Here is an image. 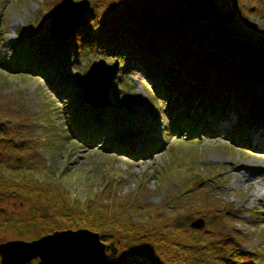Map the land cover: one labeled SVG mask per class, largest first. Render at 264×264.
I'll list each match as a JSON object with an SVG mask.
<instances>
[{
  "label": "rangeland",
  "instance_id": "obj_1",
  "mask_svg": "<svg viewBox=\"0 0 264 264\" xmlns=\"http://www.w3.org/2000/svg\"><path fill=\"white\" fill-rule=\"evenodd\" d=\"M86 1L94 15L90 21L91 29L97 30L103 24L106 31L114 26L107 23L109 19L121 15L125 4H134L132 0ZM157 1L164 2L163 5L178 4L185 10L182 0ZM214 1L221 8L218 10L219 15L220 11H227L218 0ZM232 1L236 11L233 19L236 23L241 20L243 27L248 28L234 42L238 40L251 44L254 50L264 54V29L249 30L253 23L257 26L264 24V0ZM61 2L0 0V123L9 126L7 134H14L16 140L21 138L25 142L21 152L5 148L4 142H1L0 156L5 159L7 156L14 158L21 155L24 159H32L41 167L40 170H52V179L69 190L74 199H97L100 205L106 204L108 209L116 205L122 212L124 206L133 209L151 204L163 205L171 203V199L186 202L189 208L180 211L190 213L191 217L185 222L190 223L191 219L202 221V227L198 229L201 231L198 247L207 242L206 238L211 237L216 241L219 231L229 238L240 235L246 238L240 246L243 254L235 251L232 257L253 264H264V118L250 122L252 126L257 123L263 125L250 129L249 124L248 137L243 143L232 139L233 126L240 125L234 115L230 125H225L227 122L220 123L215 129L216 135H208L204 127L195 128L197 132L192 136L186 135L190 119L182 121L178 114L166 112L170 107L169 101L156 96L158 87L148 82L141 70L131 68L123 71L121 66H127V55L122 60L106 55L96 43L84 49L81 55L74 52L67 62H59L57 68L52 65L42 69V72L6 69L4 64L17 63L18 54L27 50L24 41L37 39V27L41 23L48 27ZM191 4L193 11L203 8L200 0H191ZM177 15L183 17L179 9ZM208 20H198L199 24L184 26L194 35L195 31L206 27L203 25ZM217 23L223 30V22L219 20ZM257 38L261 45L256 43ZM240 47L246 62L258 58L261 60L260 66L264 65V57L256 56L249 46L240 44ZM232 48L236 53V46L232 45ZM116 60L118 69L108 84L107 92L109 104L115 105L113 110L116 120L100 118L92 128L85 125L87 119H81L78 128L90 130L96 140L87 145L79 137L76 138L72 131H68L66 116H73V111H69L66 106L74 99L73 85L88 80V69L92 63L112 64ZM54 68L60 70L67 80L66 88L70 89L61 97L50 86V81L54 79L59 86L62 84L54 75ZM97 84L98 87L88 86L86 92L90 99L95 98L96 107L102 111V105L99 104L106 103V84ZM117 120L122 123L119 125ZM115 124H118L116 128ZM124 143L131 146L125 147ZM243 165L249 171L242 170ZM247 176L251 178L247 180ZM109 188L114 192H109ZM145 191L148 193L145 194ZM209 200H217L218 203L210 208L205 207ZM0 207L9 218H24L30 212L29 203L18 200L1 202ZM134 216L137 217L138 212ZM2 222L3 218L0 217ZM230 222L234 225H230ZM25 236L18 230L0 229V243L21 240ZM74 238L80 243L88 241L94 249L97 247L89 237L81 235ZM22 239L27 240L29 236ZM101 244L105 249L102 241ZM71 247L72 244L68 243L67 249L55 254L54 259L60 264H77L76 261L80 259H74L80 253ZM226 248L231 247L226 245ZM200 251V255H203L204 249ZM38 261V258H33L30 264H39ZM82 262L85 264L87 261ZM125 264L131 263L126 261Z\"/></svg>",
  "mask_w": 264,
  "mask_h": 264
},
{
  "label": "trees",
  "instance_id": "obj_2",
  "mask_svg": "<svg viewBox=\"0 0 264 264\" xmlns=\"http://www.w3.org/2000/svg\"><path fill=\"white\" fill-rule=\"evenodd\" d=\"M132 1L134 8L125 4L121 15L107 21L114 25L107 31L103 29V24L97 30L91 29L90 21L94 15L89 8L72 34L69 31L73 19L69 13L57 23L54 32L52 17L48 27L42 23L37 27V39L24 41L27 50L18 54L17 63L10 65L8 62L4 66L9 71L27 72L33 69L42 72V69L52 65L57 68L59 62H67L74 52L81 55L84 49L96 43L106 55L121 60L127 55V66H121L123 71L131 68L141 70L148 82L158 87L156 96L169 101L170 107L166 112L178 114L182 121L190 119L186 135H194L197 132L195 128L199 127H204L208 135H216L215 129L220 123L230 125L234 115L240 125L233 126L232 139L237 143L245 142L250 122L264 118V65L258 69L247 68L238 52H233L232 45L238 48L234 39L248 30L241 20L236 23L233 19L236 15L233 1L218 0L227 11L210 17L203 25L206 27L195 31L194 35L186 30L184 24L199 22L183 10V6L163 5L164 2L157 0ZM214 3L220 10L218 4ZM177 9L183 17L177 15ZM241 19L245 20L243 17ZM219 20L224 24L223 30L217 23ZM256 28L264 29V24L257 26L253 23L249 30L255 31ZM256 41L262 44L259 38ZM253 53L264 57L256 49ZM55 68L54 75L62 84L59 86L54 79L50 81V86L61 97L70 89L66 88L67 80L60 70ZM73 88L74 99L66 106L73 111V116H66L68 131L90 145L96 140L90 130L78 128L81 119H87L85 125L92 128L100 118L116 120L115 105L107 104L108 101L107 105L99 104L103 108L100 111L97 104L84 99L82 82H75ZM117 121L119 125L122 123ZM243 121L245 123L242 124ZM1 126L0 123V143L4 142L3 147L21 152L24 140H16L14 134H7L8 125ZM117 126L115 124L114 127ZM128 145L124 143L125 147ZM36 163L21 155L14 158L7 156L5 159L0 156V203L18 200L30 205L29 216L16 219L6 217L4 209L0 207V217L3 218L0 229L18 230L21 235L29 236V239L22 237L20 241H37L54 231L87 230L98 233L100 241L105 244L107 264H125L126 261L131 264H253L232 257L235 251L243 254L240 246L246 238L240 235L238 240L236 237H226L219 231L216 241L209 237L202 247H198L201 239L198 229L202 225H192L196 222L193 219L190 223L185 222L191 217L190 213L180 211L189 208L186 202L171 199V203L163 205L151 204L133 209L124 206L122 212L116 205L108 209L106 204L100 205L97 199H74L69 190L52 179V170H40ZM109 192L114 191L109 188ZM217 203V200H209L205 207L210 208ZM137 212L138 216L135 217ZM206 212L209 213L208 210ZM231 224L234 225L233 222ZM226 245L231 248H226ZM201 249H204L203 255H200Z\"/></svg>",
  "mask_w": 264,
  "mask_h": 264
},
{
  "label": "water",
  "instance_id": "obj_3",
  "mask_svg": "<svg viewBox=\"0 0 264 264\" xmlns=\"http://www.w3.org/2000/svg\"><path fill=\"white\" fill-rule=\"evenodd\" d=\"M182 2L185 4L184 9L186 10V12L196 20H201V21L207 20L210 17H217L219 15L218 9L214 4L213 0H200L202 7L205 8V11H207L206 9L209 10L208 12L205 13V16L203 15L204 17H197L192 14V12L196 14H200V13L198 10L197 11L192 10L194 3L192 5L191 0H182ZM189 2L191 4L190 7L191 9L188 8ZM88 4L89 3L86 0H81L79 2H73L71 0H62V2L55 10L53 20L51 23L53 32L54 29L59 24L60 20L65 16V14L69 13L73 19V23L72 26L70 27L71 29L68 28V30L70 29L69 33L72 34L74 28L77 26L82 16H84L86 11L88 10ZM236 44L238 46L237 48L238 56L240 57L241 60H242V53H240L241 52L240 44L249 46L252 52L254 50V46L251 44L243 43L238 40H236ZM117 69H118L117 60L112 64H102L98 62L92 63L88 69V74H89L88 81L82 83V91H83L84 99L87 101L91 100L90 102L95 103V98L90 99L88 96L89 94H87L86 91H88L87 90L88 86L94 85L98 87L99 85L97 83L100 82L101 84H106L104 86L105 89L104 96L107 103V90L109 88L108 84L115 76ZM192 225L200 227L202 225V221L194 222ZM81 235L84 237H89L91 241L92 240L95 241V245L97 246V247L95 246L96 249H94V247H91L88 241H82L80 243V241H78L77 238H74L76 236H81ZM68 243L72 244L71 249L75 247V249H77L78 252L80 253V255L76 259H74V261L80 259L79 261H76L77 264H84V262L81 263V260H86L87 262H85V264H107L105 261L106 253L104 250V246L101 244V241L99 240V234L87 230L54 231L53 233L47 234L46 236H43L37 241H33V242H25L20 240H9L6 242H1L0 263L26 264L29 261H31L33 258H38L39 264H60L58 261L54 259V255L59 254L64 249H67Z\"/></svg>",
  "mask_w": 264,
  "mask_h": 264
},
{
  "label": "bare ground",
  "instance_id": "obj_4",
  "mask_svg": "<svg viewBox=\"0 0 264 264\" xmlns=\"http://www.w3.org/2000/svg\"><path fill=\"white\" fill-rule=\"evenodd\" d=\"M191 7V4H190V2H189V5H188V8L189 9H191L190 8ZM198 11H199V13L200 14H196V13H193L192 12V14L193 15H195V16H197V17H204L205 16V13H206V11H205V8H198ZM204 15V16H203ZM241 53V52H240ZM242 61H243V63H244V66L245 67H247V68H250V69H258V68H260L261 66H260V63H261V60H259L258 58H256V60H251V61H249V63L248 62H246L247 60L244 58V55L242 54ZM247 64H250L251 66H249V65H247ZM225 125H228V124H225ZM260 124H255L254 126H259ZM254 126H252L251 125V127L253 128ZM261 126V125H260ZM250 127V129H252ZM242 170H244V171H249V169H248V167L246 166V165H243L242 166ZM234 174H236V173H234ZM238 174V173H237ZM251 177L250 176H247V180H249ZM93 253V252H92Z\"/></svg>",
  "mask_w": 264,
  "mask_h": 264
}]
</instances>
